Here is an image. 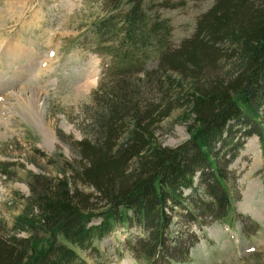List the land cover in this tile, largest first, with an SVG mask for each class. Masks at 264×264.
Returning a JSON list of instances; mask_svg holds the SVG:
<instances>
[{"label":"trees","instance_id":"1","mask_svg":"<svg viewBox=\"0 0 264 264\" xmlns=\"http://www.w3.org/2000/svg\"><path fill=\"white\" fill-rule=\"evenodd\" d=\"M186 1L104 0L114 11L96 23L93 38L105 54L143 71L153 54L158 68L147 69L135 87L95 92L98 104L106 98V112L97 135L76 143L84 162L78 180L93 191L68 182L43 186L36 202L46 236H1L0 264H90L83 253L99 254L96 244L119 228L139 231L119 255L128 251L141 264H184L200 241L193 224L235 220L226 169L243 145L233 136L236 126L247 137L257 134L264 148V0H214L194 33L172 46V22L160 7ZM222 62L230 63L227 70ZM171 74L192 80L194 118L189 139L173 148L156 135L183 100L166 78ZM124 131L127 141L118 146ZM39 179L31 173L30 180ZM178 218L187 225L180 235Z\"/></svg>","mask_w":264,"mask_h":264},{"label":"rangeland","instance_id":"2","mask_svg":"<svg viewBox=\"0 0 264 264\" xmlns=\"http://www.w3.org/2000/svg\"><path fill=\"white\" fill-rule=\"evenodd\" d=\"M213 3L188 0L160 7L162 16L172 22V46L194 33L197 17ZM113 11L104 0H0V237L46 236L36 202L45 185L68 182L72 188L77 184L82 191H93L78 180L77 170L84 162L76 143L97 135L106 112V98L98 104L95 92L108 93L120 84L135 87L139 77L146 78L147 69L158 68L159 57L153 54L145 71L126 67L113 53L105 54L104 44L99 45L93 34L96 23ZM229 64L221 65L227 70ZM168 77L183 100L157 126L156 135L163 146L173 148L190 137L192 80ZM235 129L236 144L243 145L226 171L237 216L211 224L202 218V228L193 224L200 241L184 264H264V148L257 134L247 137L245 129ZM126 141L124 131L118 146ZM31 173L41 179L30 180ZM175 220V233L180 235L186 224ZM130 233L117 229L96 244L99 254L83 253L86 260L141 264L128 251L119 255L127 238L139 231Z\"/></svg>","mask_w":264,"mask_h":264},{"label":"bare ground","instance_id":"3","mask_svg":"<svg viewBox=\"0 0 264 264\" xmlns=\"http://www.w3.org/2000/svg\"><path fill=\"white\" fill-rule=\"evenodd\" d=\"M84 89H85V88H84ZM16 102H17V101H16ZM17 109H18V108H17ZM21 112H22V111H21ZM28 112H29V111H28ZM36 112H37V111H36ZM30 118H33V119L35 118V119H37V116H31ZM37 122H38V121H37ZM39 122H40V121H39ZM39 122H38V123H39ZM41 125H42V124H41Z\"/></svg>","mask_w":264,"mask_h":264}]
</instances>
